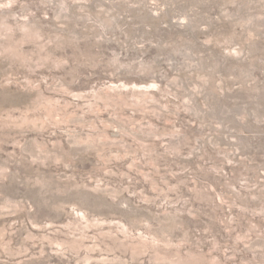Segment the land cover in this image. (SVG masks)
I'll return each instance as SVG.
<instances>
[{
  "label": "rangeland",
  "instance_id": "374dc122",
  "mask_svg": "<svg viewBox=\"0 0 264 264\" xmlns=\"http://www.w3.org/2000/svg\"><path fill=\"white\" fill-rule=\"evenodd\" d=\"M0 264H264V0H0Z\"/></svg>",
  "mask_w": 264,
  "mask_h": 264
}]
</instances>
